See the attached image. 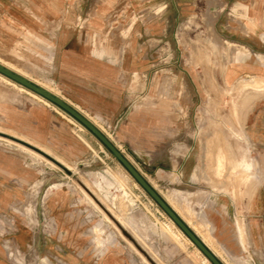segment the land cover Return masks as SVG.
<instances>
[{
    "label": "rangeland",
    "instance_id": "374dc122",
    "mask_svg": "<svg viewBox=\"0 0 264 264\" xmlns=\"http://www.w3.org/2000/svg\"><path fill=\"white\" fill-rule=\"evenodd\" d=\"M196 42L201 60L196 78H177L169 66L152 80L149 99L164 110L194 105L193 112H183L189 120L183 140L191 144L194 138L195 157L182 159L187 144L167 145L161 125L166 112L144 136V94H123L120 112L80 109L55 77L50 44L0 18V63L33 83L50 85L93 123L165 201L176 203L222 264H264V85L228 82L226 48L207 32L199 31ZM118 49L120 56L127 50ZM192 88L194 95L188 93ZM145 138L154 140L152 154L165 155L171 146L173 157H149ZM227 147L238 157L217 160L226 167L218 176L214 155ZM244 184L247 196L238 189ZM123 232L154 264H203L201 252L88 130L0 75V264H151Z\"/></svg>",
    "mask_w": 264,
    "mask_h": 264
},
{
    "label": "crops",
    "instance_id": "0c3cea01",
    "mask_svg": "<svg viewBox=\"0 0 264 264\" xmlns=\"http://www.w3.org/2000/svg\"><path fill=\"white\" fill-rule=\"evenodd\" d=\"M0 18H9L50 44L55 77L80 109L120 112L125 107L123 94H144V136L148 126L151 133L158 125L157 117L162 120L166 112V123L161 125L167 128V145L173 140L176 145L187 144L182 159L195 157L194 138L191 144L183 140V128L189 125L183 112H193L194 105L176 104L165 110L153 105L152 80L171 70L169 66L177 78H196L200 67L195 64L201 61L196 42L199 31L226 48L228 82L253 80L264 85V0H0ZM118 26L126 28L125 38L115 31ZM120 46L127 48L121 56ZM37 85L56 95L50 85ZM188 93L196 92L192 88ZM144 142H150L149 157H173L174 147L168 146L165 155L158 156L152 154L156 152L154 140L145 138ZM227 148L214 155L218 176L226 167L217 160L238 157ZM238 189L247 196L246 184ZM166 201L179 215L176 203ZM17 240L19 245L24 243ZM22 244L19 248L25 251Z\"/></svg>",
    "mask_w": 264,
    "mask_h": 264
},
{
    "label": "water",
    "instance_id": "95a60500",
    "mask_svg": "<svg viewBox=\"0 0 264 264\" xmlns=\"http://www.w3.org/2000/svg\"><path fill=\"white\" fill-rule=\"evenodd\" d=\"M0 74L14 83L24 87L25 89L37 94L49 103L55 105L80 125H82L86 130H88L117 160L122 167L128 172V174L135 180V182L151 197V199L157 204V206L168 216L169 219L180 229V231L193 243V245L201 252V254L211 263V264H222V262L217 258V256L205 245V243L197 236V234L184 222V220L174 211V209L159 195V193L151 186V184L139 173V171L129 162V160L115 147V145L86 117H84L77 110L72 108L63 99L52 94L41 86L31 82L25 77L13 72L12 70L6 68L0 64ZM14 142L16 140L9 136H3ZM22 144V143H20ZM24 145V144H23ZM25 147L37 152L41 156L51 160L49 157L38 152L30 146L24 145ZM52 161V160H51ZM54 162V161H52ZM56 165L57 163L54 162ZM59 168L68 173L67 169ZM140 250V249H139ZM143 255L144 253L140 251ZM145 256V255H144Z\"/></svg>",
    "mask_w": 264,
    "mask_h": 264
},
{
    "label": "bare ground",
    "instance_id": "6f19581e",
    "mask_svg": "<svg viewBox=\"0 0 264 264\" xmlns=\"http://www.w3.org/2000/svg\"><path fill=\"white\" fill-rule=\"evenodd\" d=\"M1 65H3L2 63H0ZM3 66H5V65H3ZM6 68H8L7 66H5ZM8 69H10V70H12L11 68H8ZM13 72H15L14 70H12ZM15 73H17V72H15ZM17 74H19L20 75V73H17ZM1 75V74H0ZM22 76V75H21ZM261 77V76H260ZM6 78V77H5ZM8 79V78H7ZM27 79V78H26ZM31 82H33V81H31ZM24 88V87H23ZM48 91V90H47ZM35 94V93H34ZM54 94V93H53ZM37 95V94H36ZM38 96V95H37ZM40 97V96H39ZM40 98H42V97H40ZM48 102V101H47ZM24 144V143H23ZM26 144H29L28 142H26ZM31 146H33L32 144H30ZM28 146V145H27ZM35 147V146H34ZM34 149V148H33ZM37 149V148H36ZM35 149V150H36ZM222 164V163H221ZM59 167V166H58ZM62 167V166H61ZM62 168H64V167H62ZM64 169H66V168H64ZM173 204V203H172ZM174 206H175V204H174ZM180 215V214H179ZM185 219V218H184ZM173 222V221H172ZM185 222V221H184ZM188 226H189V223H187V222H185ZM174 224V223H173ZM123 235L130 241V242H132L137 248H138V250L140 249L138 246H137V244L133 241V239H131L130 237H128L124 232H123ZM205 245L208 247V244L207 243H205ZM198 250V249H197ZM139 251H141V249L139 250ZM199 251V250H198ZM144 253V252H143ZM144 255H145V257H147V255L144 253ZM147 259L151 262V264H154V262H152V260L150 259V258H148L147 257ZM202 261V263L203 264H211L205 257L201 260Z\"/></svg>",
    "mask_w": 264,
    "mask_h": 264
}]
</instances>
